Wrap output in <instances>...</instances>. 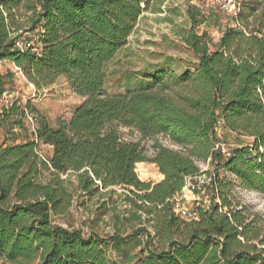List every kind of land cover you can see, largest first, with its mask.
Returning a JSON list of instances; mask_svg holds the SVG:
<instances>
[{
	"label": "trees",
	"instance_id": "obj_1",
	"mask_svg": "<svg viewBox=\"0 0 264 264\" xmlns=\"http://www.w3.org/2000/svg\"><path fill=\"white\" fill-rule=\"evenodd\" d=\"M235 1L237 24H226L216 43L206 29L199 31L216 21L214 10L187 4L183 41L198 57L193 71L158 70L134 89L109 93L107 64L126 44L147 0H0V62H13L37 88L62 76L83 98L68 120L51 126L41 116L33 138L0 142V264H264L262 220L231 204L216 172L204 171L211 200L194 207L197 218L179 216L171 201L186 177L200 173L197 161L223 167L241 186L264 195V5ZM20 38L30 45L17 48ZM12 75L0 73V99ZM21 113L13 104L0 105V127L24 129ZM218 119L224 121L220 135L250 142L239 140L224 156L216 148ZM121 127L154 140L152 153L124 138ZM39 143L51 146L49 156L39 155ZM143 161L157 166L160 181L139 179ZM44 169L47 182L38 180ZM71 174L86 194L112 186L128 190L135 207L154 221V234L137 228L125 237L85 236L52 223V215L71 206L62 178ZM141 243L135 256L124 251Z\"/></svg>",
	"mask_w": 264,
	"mask_h": 264
},
{
	"label": "rangeland",
	"instance_id": "obj_2",
	"mask_svg": "<svg viewBox=\"0 0 264 264\" xmlns=\"http://www.w3.org/2000/svg\"><path fill=\"white\" fill-rule=\"evenodd\" d=\"M260 1L261 5H264V0ZM188 3H194L206 13L208 8L214 10L216 21L210 22L208 26H199V31L206 29L211 43L219 40L226 24H237L231 18L237 12L235 0H147V8L139 17L126 44L107 64L106 90L109 93L134 89L140 80L158 70L180 74L186 70L193 71L197 67V55L183 41V36L190 26L186 13ZM7 71H11L13 75L11 82L9 80L7 84V91L0 99V105L17 106L22 112L24 129L14 127L10 130L8 127H0V142H19L26 134L32 137L35 122L41 116L47 118L51 126H56L59 119L68 120L74 108L83 100L71 90L67 80L62 76L49 85L37 88L13 62L4 60L0 62V73L6 74ZM120 133L126 139L139 140L145 154L152 153L154 140L140 139L138 133L131 128L121 127ZM157 140L162 144H169L163 136H158ZM239 140L247 143L251 138L234 133L220 135V142L229 147L237 145ZM36 149L42 157L51 153V146L43 143H39ZM142 163L144 166L140 173L136 171L140 180L158 182L162 179L154 163L148 161ZM197 164L201 170H208V173L216 172L223 182L224 194L231 204L242 205L246 213L255 214L262 220L264 226V195L261 192L244 188L233 173L223 167L217 169L215 163L197 161ZM49 176L48 170L44 169L38 180L47 182ZM62 178L66 179V185L72 195L71 206L65 214L52 215V223L69 229L78 228L85 236L95 232L100 236L115 234L125 237L137 228L146 229L154 234V221L142 209L135 207L133 200L136 198L125 188L112 186L108 189H98L93 194H86L77 188L74 174L68 177L63 175ZM210 184L209 182L204 187L208 196L211 193ZM197 201L204 202V196L200 192L186 191V197L183 199L185 205L194 208ZM139 237L143 243L145 233L141 231ZM153 242L156 246L157 239L154 238ZM142 243L124 245V251L135 256L142 248ZM109 251L111 256L119 257L116 248L110 247Z\"/></svg>",
	"mask_w": 264,
	"mask_h": 264
},
{
	"label": "built area",
	"instance_id": "obj_3",
	"mask_svg": "<svg viewBox=\"0 0 264 264\" xmlns=\"http://www.w3.org/2000/svg\"><path fill=\"white\" fill-rule=\"evenodd\" d=\"M15 45L17 48L23 49V48L28 47L30 43L27 40L20 38L15 42ZM223 126H224L223 119H218L215 127H216V130L219 136L223 129ZM216 148H218L224 156H229L230 154L229 146L219 141L216 145ZM209 182H210V178L206 175L204 170H201L200 173L194 176L186 177L185 185L183 186L181 191L176 193L171 199L173 203V210L175 211V213L186 219L197 218L196 210L194 208H190L189 206L185 205L183 202V199L184 197H186V191L187 192H200V194L204 196V202L199 203L197 201L196 206L200 204H202L203 206L208 205L210 203L211 198L210 196H208V194H205L204 187L208 185Z\"/></svg>",
	"mask_w": 264,
	"mask_h": 264
}]
</instances>
